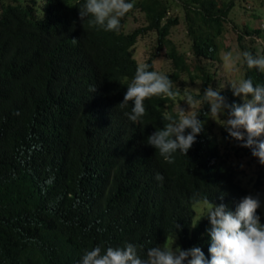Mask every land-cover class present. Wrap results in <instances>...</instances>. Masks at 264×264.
Returning a JSON list of instances; mask_svg holds the SVG:
<instances>
[{"label":"trees","instance_id":"obj_1","mask_svg":"<svg viewBox=\"0 0 264 264\" xmlns=\"http://www.w3.org/2000/svg\"><path fill=\"white\" fill-rule=\"evenodd\" d=\"M83 2L0 0V264H78L83 249L126 241L146 253L173 230L180 247L199 246L210 259V223L207 217L198 222L199 204L208 197L234 210L241 197L256 196L235 163L247 159L257 173L264 165L227 139L216 121L169 164L145 141L164 127L165 106L176 114L174 101L146 99L147 114L135 124L124 115L132 103L119 104L140 64L134 47L150 34L168 50L174 79L190 73L202 82L199 95L214 87V64L221 60L216 38L233 2L135 0L119 34L82 20ZM136 10L145 23L128 34L126 22ZM182 17L192 58L169 37ZM241 47L258 55L254 45ZM243 76L264 83V74L246 66ZM222 94L240 102L231 89ZM207 111L201 106L199 118L207 119ZM176 222L182 228L174 229Z\"/></svg>","mask_w":264,"mask_h":264},{"label":"clouds","instance_id":"obj_2","mask_svg":"<svg viewBox=\"0 0 264 264\" xmlns=\"http://www.w3.org/2000/svg\"><path fill=\"white\" fill-rule=\"evenodd\" d=\"M134 7L135 0H84L79 6V15L96 30L119 34L122 18ZM225 59L234 73L246 66L248 70L264 74V55H254L245 50L237 53L234 59ZM154 68L155 65L148 63L138 64L119 104L123 109L129 102L132 103L131 110L125 111L124 115L133 124L146 116V99L161 97L176 101L181 96L169 75ZM228 83L232 95L239 97L240 102H229L222 94L224 88L220 86L208 85L202 95L197 96L186 91L183 101L189 110L178 106L174 109L175 115L163 112L164 127L150 134L145 142L153 146L165 162L174 163L175 154L187 155L198 135L205 130L206 120L199 116L201 106L207 105V117L224 127L228 133L226 138L249 148L258 162L264 165V83L254 84L250 76L235 78ZM155 179L162 181L163 176L157 173ZM262 206L264 202L259 195L241 197L234 210L224 203L214 204L208 197L203 198L198 222L207 217L210 223L206 229L210 237V259L199 246L186 250L174 246L176 234L173 230L171 240L148 248L146 253L142 246L127 241L122 246L106 248L98 244L91 250L83 249L78 264H264V223L257 212ZM177 228L182 226L176 222L174 229Z\"/></svg>","mask_w":264,"mask_h":264},{"label":"rangeland","instance_id":"obj_3","mask_svg":"<svg viewBox=\"0 0 264 264\" xmlns=\"http://www.w3.org/2000/svg\"><path fill=\"white\" fill-rule=\"evenodd\" d=\"M6 1L14 3V0ZM226 1L233 2V5L229 11L227 21L225 22V29L222 36L216 38V42L220 48L221 60L215 62L214 64V71L217 73L214 87L220 86L221 88H224L223 91L225 92L231 89L228 81L244 77V67H241L239 72H232V70L228 67L227 60L225 59L226 57L234 59L237 53H242L243 49L241 47V43L254 45L257 49L258 55H264V0ZM174 13L175 9L172 10L171 15L173 16ZM144 23V14L136 10L129 16L126 22L125 31L128 34H131ZM257 30H260V34L256 33ZM241 35L243 37V39H241L242 42L240 41ZM169 37L176 43L182 52H186L187 56L192 58L190 55L191 38L189 37L188 29L183 17L181 19V23L172 28ZM158 43V38L154 34L140 37L134 47L135 57L140 64L153 61L156 71L169 75L174 87L181 93V96L177 97L176 101L172 103V107L175 109L176 107L181 106L186 110H189V106L185 101H183V93L187 91L196 96L200 92L202 82L200 80L192 79L190 73L186 72L180 74L179 79H174L172 77L174 67L172 60L167 54L168 50L166 48H163L162 50L159 49ZM165 111L171 113L172 109L169 106H165L164 112ZM204 120H206L205 125H210L213 121H215L209 117ZM217 126H220V124L217 123ZM216 131L220 132V129H216ZM235 166L243 183L245 185H249L251 189L255 190V194L259 195L262 202H264V169L257 173L256 170L258 168L247 159L236 162ZM258 181H261V184L259 188H256L255 183ZM202 206L203 202L198 206V216L202 211ZM261 210L264 214V206L261 207ZM172 238L173 235L168 240H171ZM178 240L179 237L176 234L174 246H179Z\"/></svg>","mask_w":264,"mask_h":264}]
</instances>
